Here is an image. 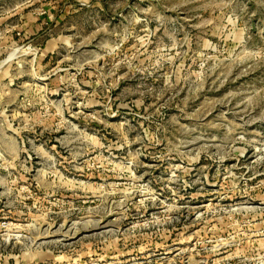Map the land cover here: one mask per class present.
I'll return each mask as SVG.
<instances>
[{
	"label": "rangeland",
	"instance_id": "1",
	"mask_svg": "<svg viewBox=\"0 0 264 264\" xmlns=\"http://www.w3.org/2000/svg\"><path fill=\"white\" fill-rule=\"evenodd\" d=\"M0 264H264V0H0Z\"/></svg>",
	"mask_w": 264,
	"mask_h": 264
}]
</instances>
